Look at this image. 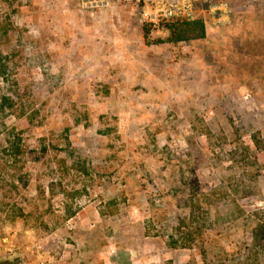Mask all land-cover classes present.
<instances>
[{
  "label": "rangeland",
  "instance_id": "1",
  "mask_svg": "<svg viewBox=\"0 0 264 264\" xmlns=\"http://www.w3.org/2000/svg\"><path fill=\"white\" fill-rule=\"evenodd\" d=\"M179 1L0 0V264H264V0Z\"/></svg>",
  "mask_w": 264,
  "mask_h": 264
},
{
  "label": "trees",
  "instance_id": "2",
  "mask_svg": "<svg viewBox=\"0 0 264 264\" xmlns=\"http://www.w3.org/2000/svg\"><path fill=\"white\" fill-rule=\"evenodd\" d=\"M163 26L168 31L167 40L174 43L205 37V24L201 18L174 17L168 19ZM147 33L148 29L143 27V36H146ZM178 231L183 233L181 230ZM190 237V234L186 232L178 243L174 237L170 236L168 244L170 246H176L177 244L186 246V241H190Z\"/></svg>",
  "mask_w": 264,
  "mask_h": 264
},
{
  "label": "built area",
  "instance_id": "3",
  "mask_svg": "<svg viewBox=\"0 0 264 264\" xmlns=\"http://www.w3.org/2000/svg\"><path fill=\"white\" fill-rule=\"evenodd\" d=\"M145 2V3H154V4H161L162 13L159 14H152L153 18H157V20L161 19L167 21L170 18L174 17H190V11L188 9V5L180 2L179 0H135V2ZM160 16H162L160 18Z\"/></svg>",
  "mask_w": 264,
  "mask_h": 264
}]
</instances>
